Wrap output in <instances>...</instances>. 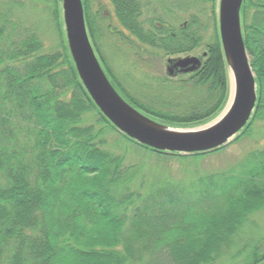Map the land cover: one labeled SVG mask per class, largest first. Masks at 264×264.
<instances>
[{"label": "trees", "instance_id": "obj_1", "mask_svg": "<svg viewBox=\"0 0 264 264\" xmlns=\"http://www.w3.org/2000/svg\"><path fill=\"white\" fill-rule=\"evenodd\" d=\"M199 1L206 7L175 24L170 20L177 15L157 13L151 0H108L121 27L111 33L128 35L161 55L205 47L199 69L185 78L157 76L160 91L144 101L109 79L139 112L174 127L209 122L229 96L217 0ZM194 2L188 0L183 9L191 10ZM82 4L90 41L98 51L96 38L110 26L105 9L98 5L93 10L91 0ZM29 10L53 18L61 37L56 48H45L29 24L32 14L25 15ZM240 21L255 74V109L226 145L180 154L129 139L100 113L69 53L61 0H0V264H154L153 252L163 247L169 264L215 261L249 215L264 209V142L230 167L200 175L188 185L192 188L171 185L143 194L125 185L132 173L131 167L122 168V157L101 148L103 128L83 125L82 116L95 111L98 123L163 162L218 154L251 134L255 121H264V0H243ZM261 245L243 264L264 262Z\"/></svg>", "mask_w": 264, "mask_h": 264}, {"label": "rangeland", "instance_id": "obj_2", "mask_svg": "<svg viewBox=\"0 0 264 264\" xmlns=\"http://www.w3.org/2000/svg\"><path fill=\"white\" fill-rule=\"evenodd\" d=\"M160 1L151 0L150 8H156L157 13L167 14L166 16L169 15L168 11L170 10L172 14L177 15L176 20H170L175 24L183 22L188 12L193 13L194 11L196 13L203 6L206 7V4L195 0L191 10L185 11L184 9L187 8L188 0ZM98 5L104 7L105 11H103V15L105 16L106 25L110 26L109 30L106 28V31L96 38L98 51L95 49L94 51L106 76L117 89L120 87L130 95L139 97L144 101L153 95L157 96V93L160 91L161 86L157 84V76L166 75L170 78L178 79L180 77L185 78L191 74L177 73V70H173L174 72L170 74L168 70L169 64L167 63L168 59L186 56L203 58L204 46H200L187 54L161 55L141 46L137 42L135 43L133 38H129L126 33L125 35L127 36L111 33L121 30V27L113 16L108 0H91L93 10H97ZM166 7H168V10L164 9ZM28 14H32L29 24L36 29L45 48L49 50L56 48L57 44L59 45L61 37L57 24L50 14L44 11L40 12L39 10L25 11V15ZM118 91L124 99L128 100L123 91ZM145 95L150 96L145 97ZM97 120L98 116L95 111L85 113L82 116L83 125L92 124L96 130L103 128L102 133L99 135L101 148L113 155L122 157V168L131 167L130 172L132 173L131 179L127 180L125 185L130 190L139 191L143 194L171 185L183 189L190 183H193L200 175L214 173L230 167L247 152L260 148L264 142V121L257 120L253 124L251 134L228 145L216 155L199 160L173 159L163 162L154 154L128 142L114 129L105 127V125L102 126ZM188 187L192 188L193 186ZM190 202H193L192 196H190ZM133 204L138 205L140 203L134 202ZM259 243L262 245L258 250L263 253L264 209L249 215L248 220L232 239L227 244L222 245L220 253L212 264H243L247 261L248 255L252 252L253 248L258 246ZM167 253V249L163 247L162 250L153 252L150 260L155 262L154 264H169L170 259L169 261L167 260L169 257Z\"/></svg>", "mask_w": 264, "mask_h": 264}, {"label": "water", "instance_id": "obj_3", "mask_svg": "<svg viewBox=\"0 0 264 264\" xmlns=\"http://www.w3.org/2000/svg\"><path fill=\"white\" fill-rule=\"evenodd\" d=\"M242 1L217 0L218 35L230 92L219 116L196 127H174L157 122L122 98L95 54L86 29L82 0H61V16L77 75L90 99L111 125L129 139L154 150L191 154L229 143L245 127L255 109L257 86L243 41ZM167 63L170 74L173 70L181 74L193 73L200 68L202 58L186 56L168 59Z\"/></svg>", "mask_w": 264, "mask_h": 264}]
</instances>
